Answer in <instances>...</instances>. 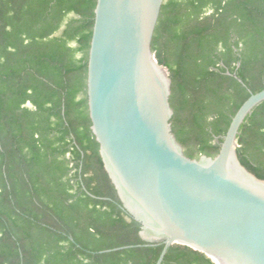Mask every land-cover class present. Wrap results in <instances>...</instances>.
I'll use <instances>...</instances> for the list:
<instances>
[{
  "label": "trees",
  "instance_id": "obj_1",
  "mask_svg": "<svg viewBox=\"0 0 264 264\" xmlns=\"http://www.w3.org/2000/svg\"><path fill=\"white\" fill-rule=\"evenodd\" d=\"M95 4L0 0V264H155L162 250L139 238L90 130ZM151 48L184 153L214 157L238 108L264 89V0H164ZM236 152L264 179V101ZM161 264L215 263L173 244Z\"/></svg>",
  "mask_w": 264,
  "mask_h": 264
},
{
  "label": "water",
  "instance_id": "obj_2",
  "mask_svg": "<svg viewBox=\"0 0 264 264\" xmlns=\"http://www.w3.org/2000/svg\"><path fill=\"white\" fill-rule=\"evenodd\" d=\"M163 2L96 0L86 96L103 167L141 241L163 246L155 264L173 244L215 264H264V179L236 152L264 89L238 108L214 157L187 156L172 131L171 80L151 48Z\"/></svg>",
  "mask_w": 264,
  "mask_h": 264
}]
</instances>
